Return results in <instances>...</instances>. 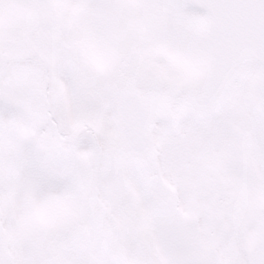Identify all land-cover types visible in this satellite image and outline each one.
I'll return each mask as SVG.
<instances>
[{
  "label": "snow or ice",
  "instance_id": "1",
  "mask_svg": "<svg viewBox=\"0 0 264 264\" xmlns=\"http://www.w3.org/2000/svg\"><path fill=\"white\" fill-rule=\"evenodd\" d=\"M0 264H264V0H0Z\"/></svg>",
  "mask_w": 264,
  "mask_h": 264
}]
</instances>
